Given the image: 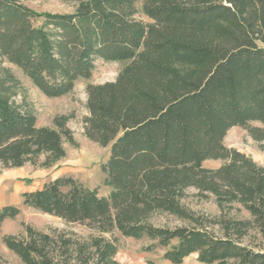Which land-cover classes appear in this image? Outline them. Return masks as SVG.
Returning <instances> with one entry per match:
<instances>
[{"label":"trees","instance_id":"1","mask_svg":"<svg viewBox=\"0 0 264 264\" xmlns=\"http://www.w3.org/2000/svg\"><path fill=\"white\" fill-rule=\"evenodd\" d=\"M141 7L149 22L134 17L135 0H76L71 13L56 14L0 0V58L45 96L70 93L97 59L130 60L114 81L86 87L85 136L109 145L101 166L107 196L70 176L22 194L24 205L95 234L75 239L24 225V235L4 234L2 242L23 264H118L116 241L104 236L115 229L146 236L153 243L143 250L161 246L173 264L192 253L206 264H264V167L224 144L241 126L264 151V0H141ZM67 120L37 126L18 79L0 69V171L60 161L63 142L75 145ZM211 159L222 163L205 168ZM189 188L213 195L221 215L185 206ZM233 203L249 217L230 216ZM18 213L3 205L0 228Z\"/></svg>","mask_w":264,"mask_h":264},{"label":"rangeland","instance_id":"2","mask_svg":"<svg viewBox=\"0 0 264 264\" xmlns=\"http://www.w3.org/2000/svg\"><path fill=\"white\" fill-rule=\"evenodd\" d=\"M22 3L38 12L50 13H71L76 6V0H21ZM136 13L134 17L142 22H149V19L142 13L141 0H135ZM130 63V60H117L115 62L97 59L94 62V70L88 79H78L70 93L59 97H48L43 95L29 78H26L22 71L15 65L0 58V69L10 71L19 81L21 94L25 96L34 115H36L37 126L53 127V118L59 115L68 117L66 125L72 130L74 144L64 141L65 155L51 167L42 168L26 163L24 174L20 176L15 173L16 168H3L0 171V206L5 202L19 208V213L14 218H6L0 228V264H23L21 260L2 242L4 234L24 235V225H29L43 232L66 233L75 239H87L95 234L90 228L82 223L68 222L52 214L43 213L34 207H29L22 203L21 190L40 187L46 180L53 177L70 176L87 188L96 187L102 196H107L110 192L109 186L104 185L106 174L102 172L101 166L107 160L109 145L102 147L93 140H89L84 133V118L88 116L86 109V87L88 83L101 85L106 81H114L118 73ZM20 98V95L17 97ZM255 123V122H254ZM258 124V123H255ZM224 144L229 147L241 150L248 154L255 162L264 167V151L259 149L258 143L249 137L246 130L241 126L231 127L225 134ZM222 163L221 160L211 159L203 162L207 169H215ZM23 165V166H24ZM20 167V166H19ZM27 176V177H26ZM23 188H15L19 185ZM13 191L9 197L7 188ZM14 189V190H13ZM10 199V201H9ZM185 206L195 213L218 218L221 214L213 195L202 196L197 194V190L189 188L182 198ZM10 205V204H9ZM239 206L235 203L229 209L230 216L238 218L249 217V214L236 209ZM166 216L156 215L155 222H165ZM172 217H168V222L175 224ZM252 237H255L251 233ZM106 238H114L117 252L114 260L118 264H173L163 259L164 248L157 246L154 250L147 252L143 250L145 245L153 243L146 236L138 239L122 235L117 230H112L104 234ZM255 241L258 242L259 238ZM249 237H246V240ZM181 264H206L196 260V254L192 253L184 257Z\"/></svg>","mask_w":264,"mask_h":264},{"label":"crops","instance_id":"3","mask_svg":"<svg viewBox=\"0 0 264 264\" xmlns=\"http://www.w3.org/2000/svg\"><path fill=\"white\" fill-rule=\"evenodd\" d=\"M232 128H233V127H232ZM25 166H26V165H24V166H20V167H16V169L14 170L15 173H18V175H20V176H25V175H24V174L26 173V171H25ZM26 177H27V176H26ZM55 178H58V177L49 178V179L46 180L44 183H47V181H49V180H53V179H55ZM44 183H43V184H44ZM18 184H19V183H18ZM43 184H42V185H43ZM42 185H41V186H42ZM22 186L24 187V184H23V185H20V184H19V185L17 186V188H15V190H14V189H13V190H14V191H17V189H19V188H23ZM41 186H40V187H41ZM18 187H19V188H18ZM37 188H39V187H37ZM34 189H36V188H32V189H25V188H24L23 190H21V191H22V192H21V196H22L23 193H26V192H32V190H34ZM7 191H9V197H11V194H12V192H13V191L11 190V188L8 187V188H7ZM21 198H22V197H21ZM9 201H10V199H9ZM9 204L11 205V201H10V202H5V203H3V204L0 206V208H2L3 205H9Z\"/></svg>","mask_w":264,"mask_h":264}]
</instances>
